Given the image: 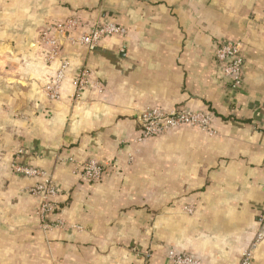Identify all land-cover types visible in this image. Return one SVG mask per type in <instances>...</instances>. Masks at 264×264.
Returning a JSON list of instances; mask_svg holds the SVG:
<instances>
[{
  "label": "crops",
  "instance_id": "crops-1",
  "mask_svg": "<svg viewBox=\"0 0 264 264\" xmlns=\"http://www.w3.org/2000/svg\"><path fill=\"white\" fill-rule=\"evenodd\" d=\"M69 19L67 37L55 25ZM95 21L125 32L89 50L73 39ZM220 40L242 44L237 89L215 60ZM149 107L211 111L212 131L139 139ZM90 158L108 166L89 184L78 172ZM14 163L53 178V224L27 191L40 178ZM263 210L264 0H0V264H171L170 250L238 264ZM251 255L264 264V234Z\"/></svg>",
  "mask_w": 264,
  "mask_h": 264
},
{
  "label": "built area",
  "instance_id": "built-area-1",
  "mask_svg": "<svg viewBox=\"0 0 264 264\" xmlns=\"http://www.w3.org/2000/svg\"><path fill=\"white\" fill-rule=\"evenodd\" d=\"M55 26L57 31L67 34V37L70 34V30L73 31L77 27L76 22L71 19L57 23ZM124 32V27L120 24L95 21L89 30L80 32L77 38L73 40H77L89 50H93L102 38L120 35ZM49 36L44 40L47 43L53 44L55 39L52 38L53 35L49 34ZM47 57L49 60L57 58V50L51 48L47 53ZM214 57L218 63L223 65V73L228 80L227 82L230 88L237 89L242 81L243 48L241 42L237 40L218 41ZM67 63L66 59L60 58V66L57 73L44 85L46 95L51 100L59 98V83L63 75L62 71L67 66ZM88 76L89 73L86 68L79 70L76 75L74 83L77 95L88 85ZM212 117L213 114L211 111L191 110L184 107L172 110H164L159 107L145 108L137 117L139 139L156 137L182 126L201 128L210 130L211 132ZM107 166L98 163L94 158H90L79 166V177L82 182L93 183L101 178L107 170ZM12 169L18 174L40 178L27 191L31 196L39 200L36 213L41 225L48 226L53 224L54 222H52L50 217L57 209L56 197L59 192L58 186L53 178L40 169L27 167L20 163L12 164ZM257 221L259 223V230L250 246L242 252L238 264H252L251 250L264 234V210L258 215ZM167 257L171 264H201L197 257L175 250L168 251Z\"/></svg>",
  "mask_w": 264,
  "mask_h": 264
}]
</instances>
